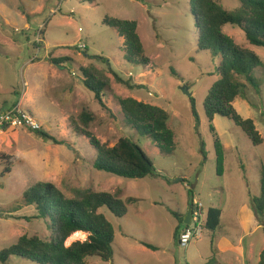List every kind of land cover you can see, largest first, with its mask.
Here are the masks:
<instances>
[{
	"label": "rangeland",
	"instance_id": "1",
	"mask_svg": "<svg viewBox=\"0 0 264 264\" xmlns=\"http://www.w3.org/2000/svg\"><path fill=\"white\" fill-rule=\"evenodd\" d=\"M220 1L230 10L240 5L239 0ZM190 4L191 0H0V112L20 105L44 132L62 142L44 140L30 129L0 133V252L25 235L49 238L43 220L32 219L37 216L35 206L23 203L28 189L48 182L67 197H72L71 189L80 188L117 194L127 202L123 218L107 208L100 211L115 229L114 257L109 262L94 257L90 264H215L210 259L216 253L211 232L204 231L187 248L175 238L178 221L172 212L187 214L190 191L204 205L206 215L209 208L224 211L222 225L214 233L217 242L232 234L241 206L249 207L246 216L253 211L256 218L248 223L251 264L260 263L264 229L258 225L261 218L252 200L261 195L264 143L253 146L231 119L219 116L213 123L207 119L204 103L220 78V61L210 52H199ZM106 17L138 23L149 66L126 61L124 40L116 29L103 24ZM224 32L264 63V48L250 45L240 28L227 25ZM102 58L123 79L146 88L130 90L118 84ZM61 59H65L62 64L53 62ZM91 66L109 80L105 108L83 84L81 69ZM254 75L261 94L249 88L248 101L239 98L234 107L244 119L254 121L264 139V65ZM185 89L196 101L198 122ZM120 98L159 106L169 114L176 143L172 154L163 153L152 139L127 125ZM85 108L95 115L89 131L101 143L114 147L122 138L132 140L166 178L128 180L95 170L96 150L73 129V122L83 127L80 116ZM211 127L224 148L221 174ZM6 158L11 172L2 176L9 166ZM86 238L69 239L67 245ZM7 264L33 263L12 257Z\"/></svg>",
	"mask_w": 264,
	"mask_h": 264
},
{
	"label": "trees",
	"instance_id": "2",
	"mask_svg": "<svg viewBox=\"0 0 264 264\" xmlns=\"http://www.w3.org/2000/svg\"><path fill=\"white\" fill-rule=\"evenodd\" d=\"M239 4L236 9L230 10L220 0H191L190 9L198 30L199 52H210L214 59L220 61V78L208 92L204 103L205 115L210 123L219 116L231 119L246 134L253 146L257 147L264 143L263 137L253 120L244 119L238 114L234 103L239 98L248 101L249 88L257 95L261 94V83L254 72L264 63L254 52L238 46L225 34L224 27L230 25L240 28L250 45L264 48V0H239ZM103 24L116 29L123 38V49L128 63L144 67L151 64V60L145 55L137 22L106 17ZM64 60L53 62L62 64ZM102 61L108 64V70L118 84L130 90L146 88L145 85H133L130 80L123 79L112 69L107 58H102ZM81 71L84 86L94 94L99 105L105 108L103 98L106 88H109V80L102 71L93 66ZM190 102L192 115L198 122L196 101L191 97ZM118 103L127 125L136 130V133L152 139L165 154L175 151V134L169 127L170 117L164 109L134 98H120ZM95 119L94 113L85 108L80 116L83 127L73 122L74 132L86 136L97 152L93 163L95 170L128 180L166 178L156 171L150 158L132 140L122 138L114 147L101 143L89 131V126ZM211 131L215 137L218 173L221 174L225 165L224 148L213 127ZM33 132L44 140L62 144L43 130ZM5 160L9 166L2 176L11 172L10 159ZM71 193L72 197H67L56 185L48 182L38 183L28 189L24 193L23 203L26 206H35L37 216L32 219L43 220L50 236L48 239L38 235L20 237L16 244L0 252V262L7 264L12 257H19L33 264H90L88 260L94 257L106 262L111 261L114 257L115 229L100 211L107 208L116 217L123 218L128 212L127 202L117 194L90 189L73 188ZM193 197V192L190 191V206L193 205ZM252 204L258 218H261L259 224L264 229V165L261 174V195L254 198ZM172 214L179 223L175 232L177 239L184 227V216L178 212ZM222 214V210L217 208H210L207 212L204 231L212 233V244L214 233L222 225ZM79 232L87 235L86 240L74 241L67 245L73 234ZM141 244L150 250H158L152 244ZM260 258L259 264H264V250ZM207 264H212V261Z\"/></svg>",
	"mask_w": 264,
	"mask_h": 264
},
{
	"label": "crops",
	"instance_id": "3",
	"mask_svg": "<svg viewBox=\"0 0 264 264\" xmlns=\"http://www.w3.org/2000/svg\"><path fill=\"white\" fill-rule=\"evenodd\" d=\"M193 195H194L193 199H195V194L193 193ZM189 206L190 205L188 202V208ZM246 210H250L249 207L247 208L245 205L241 206L239 211L235 214V217H234L235 223L233 224L234 229L232 230V234H228L227 236H225L223 239L219 240L218 242L216 241L217 239L215 240V234H214L215 243L213 245L211 241V247L212 245L216 246V253H213L210 259H213L215 264L216 263L217 264H228L225 260H229L231 264H251L252 262V242L250 241V232L248 230V223L250 222V220L252 222L255 214L253 213V211L252 212L248 211L249 214L246 216L245 215ZM222 212H223L222 214V218H223L224 211L222 210ZM178 213L182 214L179 211ZM182 215L185 217L186 214L184 213ZM178 226H179V223H178ZM183 228L181 229V231L183 230ZM212 236L213 235L211 234V238ZM247 239L250 242L247 243ZM207 263H209V261Z\"/></svg>",
	"mask_w": 264,
	"mask_h": 264
},
{
	"label": "built area",
	"instance_id": "4",
	"mask_svg": "<svg viewBox=\"0 0 264 264\" xmlns=\"http://www.w3.org/2000/svg\"><path fill=\"white\" fill-rule=\"evenodd\" d=\"M6 129L41 131L43 126L35 119L32 113L24 110L20 105H16L0 112V133H3ZM191 206V224L184 226L178 238V243L183 248H187L194 239L202 236L207 221L204 205L200 201L193 200V205Z\"/></svg>",
	"mask_w": 264,
	"mask_h": 264
},
{
	"label": "water",
	"instance_id": "5",
	"mask_svg": "<svg viewBox=\"0 0 264 264\" xmlns=\"http://www.w3.org/2000/svg\"><path fill=\"white\" fill-rule=\"evenodd\" d=\"M184 92L188 95V97L191 98V95L189 94L187 89H185ZM191 218H192V206H189L188 212L184 217V225H190L191 224Z\"/></svg>",
	"mask_w": 264,
	"mask_h": 264
},
{
	"label": "bare ground",
	"instance_id": "6",
	"mask_svg": "<svg viewBox=\"0 0 264 264\" xmlns=\"http://www.w3.org/2000/svg\"><path fill=\"white\" fill-rule=\"evenodd\" d=\"M81 235H85L84 233H81V232H79V233H76V234H73V236L70 238V242H71V240H73V239H77L79 236H81Z\"/></svg>",
	"mask_w": 264,
	"mask_h": 264
}]
</instances>
